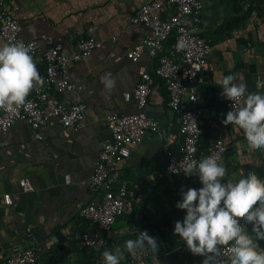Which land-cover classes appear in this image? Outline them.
Wrapping results in <instances>:
<instances>
[{"label": "crops", "instance_id": "crops-1", "mask_svg": "<svg viewBox=\"0 0 264 264\" xmlns=\"http://www.w3.org/2000/svg\"><path fill=\"white\" fill-rule=\"evenodd\" d=\"M1 1L18 20L20 37L38 41L40 50L32 56L40 77L45 69L44 33L62 42L68 55L76 51L81 37L92 36L101 46L88 57L67 64L70 79L80 88L66 94L51 91L52 98L67 104L81 101L87 105L82 128L63 126L51 119L43 128L44 138L39 139L28 123L16 121L1 137L0 192H20V198L12 206L0 207V263L14 245H36L41 254L38 264H102L108 247L112 252L117 248L124 251L121 264H125V242L146 231L157 240L159 251L156 259L149 251L148 258L138 264H202L203 257L193 256L174 234L176 221L186 215V210L176 208L181 193L202 185L198 176H173L165 169L166 150L179 149L183 137L160 78L152 88L147 111L159 121L164 136L147 131L114 175L116 184L125 180L141 184L134 211L118 218L106 234L107 246L87 247L81 239L90 227L80 215V208L92 199L86 182L103 143L111 136L106 117L111 112L137 111L134 90L140 71H153L157 64L156 58L146 53L138 60L127 56L147 33L130 17L137 7L151 0ZM171 11L163 7L160 14ZM202 19L212 44L208 65L198 82L204 108L203 146L208 148L219 137L226 140L227 154L219 163L227 169L226 180L236 182L249 172L264 180V149L250 151L243 130L222 124L227 108L217 100L219 82L227 75L246 83L248 93L264 95V0H205ZM112 35L117 37L114 42ZM5 44L0 36V47ZM106 76L114 81L111 89L102 82ZM65 175H70V183ZM23 176L29 177L32 190L21 191L19 180ZM248 230L251 232V227ZM258 243L264 248V240Z\"/></svg>", "mask_w": 264, "mask_h": 264}, {"label": "built area", "instance_id": "built-area-1", "mask_svg": "<svg viewBox=\"0 0 264 264\" xmlns=\"http://www.w3.org/2000/svg\"><path fill=\"white\" fill-rule=\"evenodd\" d=\"M205 0H151L137 7L130 19L134 24H142L147 33L135 46L127 51V56L138 60L143 54L155 57L157 64L153 71H140V79L134 90L137 111L133 113L111 112L106 120L110 129V138L106 140L94 162V169L86 184L92 199L80 208V215L90 223L82 233L81 239L87 247L108 245L106 234L111 231L119 217L130 215L134 211L136 198L141 190L139 182L127 180L115 183L114 175L121 162L126 160L133 146L142 143L147 131L160 132L157 119L147 111L148 100L156 78L164 81L168 92V105L174 121L179 127L183 139L178 151L166 150L165 169L173 176L185 175L184 167L195 161L197 164L212 156L220 163L227 154L228 144L222 137L216 138L208 148L203 146L204 108L200 104L198 82L200 75L208 65V56L212 49L211 39L205 34L202 19ZM170 7L172 11L161 15L160 9ZM185 19H189L187 22ZM20 26L13 14L4 8L0 0V36L7 43L32 45V55L40 50L37 40H23ZM45 43L43 58L45 69L43 84L26 99L18 113L0 108V140L4 133L16 122L25 121L35 131V137L44 138L45 124L56 119L63 126L80 129L84 125L87 105L84 102L67 104L63 99L51 97V91L61 94L80 88L71 79L67 64L69 61L82 60L101 46V41L92 36L81 37L77 41L76 51L68 55L64 45L53 35L41 36ZM111 41L117 37L112 35ZM178 42L185 47L177 51ZM217 94V100L224 104L227 112L242 106V101L231 102ZM227 114V113H226ZM226 118V115H225ZM65 181L71 182L70 175ZM21 191L33 189L29 177L19 180ZM20 198V192H0V207L12 206ZM251 227V225H248ZM107 251H112L110 247ZM149 251L138 250L135 256L128 253L125 264H138L145 261ZM41 254L36 245H14L0 264H38ZM229 257L227 248L222 249L221 260ZM204 259V258H203Z\"/></svg>", "mask_w": 264, "mask_h": 264}, {"label": "clouds", "instance_id": "clouds-1", "mask_svg": "<svg viewBox=\"0 0 264 264\" xmlns=\"http://www.w3.org/2000/svg\"><path fill=\"white\" fill-rule=\"evenodd\" d=\"M185 45L178 42L177 51ZM32 45L8 43L0 47V108L18 113L31 91L43 84L32 56ZM237 76L227 75L219 83L221 96L242 106L228 111L222 124L243 130L250 151L264 149V95L248 93L247 85ZM106 88L114 81L102 78ZM185 176H198L202 187L181 193L176 208L186 210L176 221L174 234L182 239L193 256L203 257L202 264H264V180L255 172L233 182L227 169L209 156L183 169ZM251 225V232L248 230ZM125 250L135 256L138 250L150 251L156 259L159 245L146 231L136 240H127ZM229 257L221 260L222 249ZM102 264H121L124 251H104Z\"/></svg>", "mask_w": 264, "mask_h": 264}, {"label": "trees", "instance_id": "trees-1", "mask_svg": "<svg viewBox=\"0 0 264 264\" xmlns=\"http://www.w3.org/2000/svg\"><path fill=\"white\" fill-rule=\"evenodd\" d=\"M174 151H178V149H173Z\"/></svg>", "mask_w": 264, "mask_h": 264}]
</instances>
